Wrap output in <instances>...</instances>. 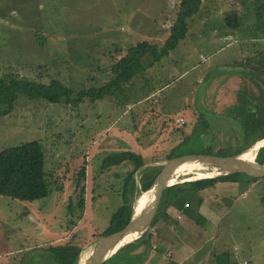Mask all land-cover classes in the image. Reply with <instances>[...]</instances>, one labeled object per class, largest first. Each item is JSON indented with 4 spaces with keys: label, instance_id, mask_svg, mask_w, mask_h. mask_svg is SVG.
Here are the masks:
<instances>
[{
    "label": "rangeland",
    "instance_id": "374dc122",
    "mask_svg": "<svg viewBox=\"0 0 264 264\" xmlns=\"http://www.w3.org/2000/svg\"><path fill=\"white\" fill-rule=\"evenodd\" d=\"M201 2L200 21L191 22L186 49H179L190 55L183 62L173 55L163 57L152 71H146L147 80L139 79L138 86L135 80L125 87L126 103L122 104V96H106L93 103L86 99L77 105L63 100L50 103L18 93L8 112L2 113L6 106L0 104V150L38 141L50 182L48 195L34 201L0 196V264H26L40 248L70 242L81 244L88 255L111 214L121 205L122 174L131 169L126 163L102 169L103 158L112 152L130 147L146 159L147 166H154L162 165L169 150L190 133L191 139L176 153L229 155L250 149L259 140L251 139L258 133L245 136V123L250 126L253 120L244 116L251 107L248 103L260 102L264 109L262 70L247 72L237 62L209 68L202 79L197 76L199 72L176 77L198 53L207 55L216 47L207 44L208 36L216 25L217 31L225 28L227 13L241 16L243 26L237 33L221 31L219 37L224 43L233 37L240 39L230 47L224 46L220 57L237 48L243 51L245 62L253 54L248 63L258 58L259 63L262 60L260 68L264 66L260 53L264 51L262 23L259 27L263 32L252 33L257 19L254 2L262 1ZM179 5L180 0H0V76L42 84L57 80L70 87L75 97L80 90L107 82L112 64L129 46L140 40L161 45L175 22ZM201 29L205 33L201 34ZM152 88H158L159 93L152 92L151 99L136 100ZM175 117L183 118L185 124L177 126ZM83 168L85 177L76 188ZM199 171L182 172L173 182L197 178ZM218 172L208 169L204 174ZM251 183L244 202L238 197L236 203L226 207L229 214L221 222L220 235L231 245L244 247V251L251 242L255 264H264V177ZM82 186L85 208L78 219L80 212L71 206H76ZM124 252L116 253L120 262L124 261ZM26 254L30 256L27 261ZM142 257L137 256L133 264H142Z\"/></svg>",
    "mask_w": 264,
    "mask_h": 264
},
{
    "label": "trees",
    "instance_id": "16d2710c",
    "mask_svg": "<svg viewBox=\"0 0 264 264\" xmlns=\"http://www.w3.org/2000/svg\"><path fill=\"white\" fill-rule=\"evenodd\" d=\"M258 1L262 2H254L256 4L254 10L257 19L256 26L252 33L257 32L259 34L264 31L259 27L260 23H262L264 27V0ZM201 3V0H180L175 22L170 26L168 30L169 34L165 37L161 45L152 43L148 40H140L136 44L129 46L126 52L119 56L112 64L110 68V74L112 76L107 82L92 85L86 90H80L75 97H73V90L70 87H66L57 80H51L49 84H42L22 77L14 78L8 77L7 75L0 76V104H5L6 106V109L3 110L2 113L11 110L18 93H23L29 98H42L50 103H58L63 100L66 103L77 105L86 99L93 103L102 100L106 96L111 99H117L122 96V99L124 98L122 104L126 103L128 99L125 96V87L128 85L132 86L131 84L135 82L136 78L146 79L144 76L146 71H152L151 67H154L159 62L161 63L163 57L172 56L173 54L171 52L175 51L182 40L188 37L190 39L191 31L188 27V22L194 16H199ZM225 17V25L231 31H235L236 29L239 30L243 26V19L241 16H237V14L228 15L227 13ZM262 38H264V35ZM251 58L252 57L246 58V61L249 62L248 59ZM146 61L149 62L146 64ZM92 79L95 80L94 78ZM162 87H164V85ZM262 96L264 97V94H262ZM246 110L247 115L244 116V119L250 118L253 120V123L249 126V122H244L246 124L244 126L245 136L248 138L251 134L258 133V137L253 138L254 135L251 137L254 142L257 139L260 140L264 138V109L261 108V103H256L252 108L248 107ZM242 111H244V109ZM192 134L193 133L183 136L181 141L177 142V144L169 150L165 159L167 160L171 157L181 155L176 153V149L189 141ZM138 140L140 139L138 138ZM243 150L244 149L229 155L238 154ZM201 153L211 152L207 151ZM215 154L227 155L219 152ZM254 160L259 164H264V146L258 149ZM124 163H126V166L131 165V169L122 174V180L124 182L119 189L121 205L111 214L108 225L100 236L120 230L128 223L133 214L137 198L141 193L147 191L151 187L156 175L162 167V165L147 166L146 159L140 153L131 150H121L108 154L103 158L101 167L102 169H106L112 166H121V164ZM208 169L218 171L217 168L209 167L203 170V172H206ZM116 176L120 177V174H116ZM84 177L85 169L83 168L80 170L77 177L76 188L79 186V180ZM255 180H257L256 177H248L242 173L225 174L221 171L219 174H213L207 177L174 182L163 191L159 207L149 227L143 232L138 233V236L136 239H133L130 245L122 246L102 264L136 263V258L139 255L132 253V250L137 248L141 244V241L148 243L151 237L150 228L158 222L160 216L169 206L173 205V203L182 201L184 205V203L187 202L185 196L198 193L199 191L213 186L217 182L232 181L251 183ZM49 191L50 182L48 178H46V173L44 171V152L38 141H29L18 146L0 150V196L24 201H34L46 197ZM183 198H185V200H183ZM188 204L190 205V203ZM71 208L77 209L80 212L78 219L81 218L85 208L83 186L79 190L76 206H71ZM199 217L200 216L197 214L196 219ZM120 250L125 251L123 253L124 261L122 262H120L122 259H119L121 257L116 255ZM83 253L84 249L81 244L70 242L48 245L46 248H40L39 252L34 253V255L31 256L30 262H26V264H38L36 260L39 259L42 261L39 262V264H80ZM29 257L27 256L26 261ZM217 264H220V262L218 261Z\"/></svg>",
    "mask_w": 264,
    "mask_h": 264
},
{
    "label": "crops",
    "instance_id": "0c3cea01",
    "mask_svg": "<svg viewBox=\"0 0 264 264\" xmlns=\"http://www.w3.org/2000/svg\"><path fill=\"white\" fill-rule=\"evenodd\" d=\"M216 15L215 13L213 16ZM199 18L200 16H194L188 22V27L192 21H200ZM218 19L223 22L222 18ZM216 29H218V25L214 27V32H212L213 30L210 32L207 40V44L216 45V47L210 50L211 53L207 55L198 53V57H195L193 61L191 60L190 64H187L189 65L188 67L182 68L176 78H186L191 73L197 75L196 72H199L197 76L199 79H202V73L209 68H215L216 65H226V63V66H230L237 62L239 63V67L245 69L247 72L250 70L253 71V69L262 70L264 72V66L261 68L259 66L262 60L259 63L258 61L260 59L257 58V62L252 64L247 61L245 62L243 60L244 54L241 49L236 48V51L233 53L220 57L221 52L225 50L223 48L232 46L233 42H236L235 39L239 37H233L234 40H232V38L224 43V40L219 37L220 34H223L221 31L224 29L225 32L229 33L233 31L226 28V26L225 28L223 27V30L219 27L221 31H217ZM234 32L237 33V29ZM202 33H205L204 29H201V34ZM188 40L189 37L182 40L184 42H181L175 51L171 52L173 57L178 58V62L185 61V56L188 57L190 55L188 51H186V53H181L179 50L180 48L186 49L185 43ZM260 53H262V57H264V51H260ZM251 55L253 58L254 55ZM256 55H258V53ZM202 66H204L203 69L201 68ZM152 68L153 67H151V69ZM138 80L139 78H136L135 85L137 86L139 84ZM150 90L143 95V97L136 100L140 102L147 98L151 99L153 96V94H151L152 92L159 93L158 89V91L155 90V88ZM244 103H246V101H244ZM248 104L253 107V104ZM129 149L131 148L128 147V150ZM245 149L246 148H244V150ZM251 186L252 183L245 182H217L213 186L199 191L198 193L185 196L190 206L184 207L182 201L175 202L173 205L169 206L160 216L158 222L150 228L151 237L148 243L141 241V244L132 250V253L140 255L141 257L143 256L141 259V262H143L142 264H217L218 261L220 264H223V262L224 264H239L241 262L245 264H255L257 261L256 254L251 242L247 247L248 250L244 251V247L237 244L231 245L227 238H223L220 235L222 232V230H220L221 222L224 216L229 214V210L226 209V207L236 203L238 197H240V200L243 199L244 202L249 196L248 190ZM239 190L242 191L239 193ZM262 205H264V203ZM244 210L247 209L244 208ZM197 214L200 216L198 219H196ZM145 255L146 257H144Z\"/></svg>",
    "mask_w": 264,
    "mask_h": 264
},
{
    "label": "water",
    "instance_id": "95a60500",
    "mask_svg": "<svg viewBox=\"0 0 264 264\" xmlns=\"http://www.w3.org/2000/svg\"><path fill=\"white\" fill-rule=\"evenodd\" d=\"M252 146L257 147L256 150H258L264 146V138ZM248 149L234 155L188 153L165 160L151 187L146 191H151V199L143 204L140 210L134 208L130 220L123 228L99 237L86 257L85 264H102L124 245V243L119 244L122 240L141 233L149 227L159 207L163 191L173 184L176 170L184 164L197 163L205 168L214 167L225 174L242 173L248 177H264V164H259L255 160L245 161L241 158L242 153Z\"/></svg>",
    "mask_w": 264,
    "mask_h": 264
},
{
    "label": "bare ground",
    "instance_id": "6f19581e",
    "mask_svg": "<svg viewBox=\"0 0 264 264\" xmlns=\"http://www.w3.org/2000/svg\"><path fill=\"white\" fill-rule=\"evenodd\" d=\"M260 144V143H259ZM256 148L257 147H253V148H250V149H248L247 151H245V152H243L242 153V155H241V158L243 159V160H245V161H252V160H254V156H255V152H256ZM199 169L200 171L198 172V173H200L199 175H197V178H202V177H207V176H210L211 175V173H209V174H204L205 172H203V170H205V167H202V166H200L199 164H197V163H190V164H184V165H182V166H180L177 170H176V172H175V174H174V176L173 177H176V176H178L180 173H182V172H187V171H189V170H192V169ZM213 175V174H212ZM195 179V178H194ZM172 182H173V180H172ZM174 183V182H173ZM151 191H148V192H143V193H141V195L138 197V200H137V203H136V205H135V208H136V210H140L142 207V205L143 204H145L147 201H149L150 199H151ZM142 236H144V235H142ZM137 237V234L136 235H134V236H132V237H129V238H127V239H124V240H122L119 244H123V243H126L127 241H131V240H133L134 238H136ZM142 238V237H141ZM134 241H136V240H134ZM139 242V241H138ZM130 245V244H129ZM125 248V247H124ZM88 255H87V253L86 252H84L83 254H82V256H81V259H80V264H85V260H86V257H87Z\"/></svg>",
    "mask_w": 264,
    "mask_h": 264
},
{
    "label": "built area",
    "instance_id": "2783aa9c",
    "mask_svg": "<svg viewBox=\"0 0 264 264\" xmlns=\"http://www.w3.org/2000/svg\"><path fill=\"white\" fill-rule=\"evenodd\" d=\"M175 123L177 124V126L181 127L185 124V120L183 118H175ZM190 205L188 204V202L184 203V207H189ZM239 264H245V263H239Z\"/></svg>",
    "mask_w": 264,
    "mask_h": 264
}]
</instances>
